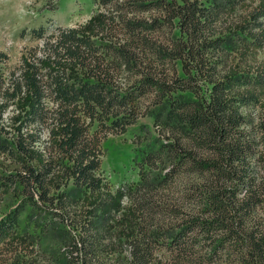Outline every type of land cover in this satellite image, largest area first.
Returning <instances> with one entry per match:
<instances>
[{
    "label": "trees",
    "instance_id": "obj_1",
    "mask_svg": "<svg viewBox=\"0 0 264 264\" xmlns=\"http://www.w3.org/2000/svg\"><path fill=\"white\" fill-rule=\"evenodd\" d=\"M205 2L98 0L104 48L74 28L49 36L39 28L31 36L42 46L7 76L0 72V116L28 103L16 150L26 155L32 132L48 131L45 164L16 176L23 193L41 202L50 201L47 181L62 159L76 187L99 190L105 134L124 132L147 95L167 109L165 148L175 163L147 189L138 188L144 218L128 240L130 264H156L160 250L161 264H264V107L257 118L247 115L261 105L259 96L228 91L216 63L217 12ZM251 15L258 20L262 12ZM69 67L85 80L70 82ZM253 85L264 86V73ZM94 124L104 135L91 132ZM23 128L32 132L24 135ZM160 161L148 156L146 164ZM82 243L79 251L93 247ZM71 259L87 264L86 254Z\"/></svg>",
    "mask_w": 264,
    "mask_h": 264
},
{
    "label": "rangeland",
    "instance_id": "obj_2",
    "mask_svg": "<svg viewBox=\"0 0 264 264\" xmlns=\"http://www.w3.org/2000/svg\"><path fill=\"white\" fill-rule=\"evenodd\" d=\"M236 1L206 0L205 4L217 12L221 45L216 63L227 89L231 95L257 94L261 105L245 110L257 118L264 107V86L253 85L264 73V0ZM256 11L262 12L258 20L251 15ZM103 12L98 0H9L0 4V54L6 56L0 61V72L7 76L30 49L42 46V40L31 36L39 28L44 29V36L58 28H74L104 48L109 41ZM69 69L70 82L85 80L80 69ZM248 80L249 85H242ZM161 106L147 95L141 100V114L124 132L105 134L99 190L76 187L66 172L69 161L60 160L47 181L49 202L24 194L16 179L25 167L38 170L45 164L48 131L23 128L24 135L29 130L36 139H27L29 153L21 154L15 143L28 103L8 107L0 116V257L6 264H76L71 258L79 253L86 254L87 264H130L128 240L144 218L138 188L147 189L175 163L165 148L171 142L165 132L170 122L167 109ZM106 125L111 126L110 121ZM91 132L104 135L96 124ZM158 155L161 161L154 168L146 164L148 156L155 160ZM147 220L146 226L151 224ZM83 240L93 247L79 251ZM163 256V250L155 253L156 264H161Z\"/></svg>",
    "mask_w": 264,
    "mask_h": 264
},
{
    "label": "clouds",
    "instance_id": "obj_3",
    "mask_svg": "<svg viewBox=\"0 0 264 264\" xmlns=\"http://www.w3.org/2000/svg\"><path fill=\"white\" fill-rule=\"evenodd\" d=\"M9 0H0V4L8 3Z\"/></svg>",
    "mask_w": 264,
    "mask_h": 264
}]
</instances>
